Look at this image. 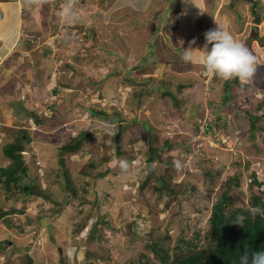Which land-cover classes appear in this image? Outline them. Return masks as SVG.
<instances>
[{"label":"rangeland","instance_id":"1","mask_svg":"<svg viewBox=\"0 0 264 264\" xmlns=\"http://www.w3.org/2000/svg\"><path fill=\"white\" fill-rule=\"evenodd\" d=\"M253 1L260 17L258 23L248 21L246 14L252 19V12L247 2L249 5L244 3L240 8L241 14L236 12L233 26L223 25L257 57L256 70L250 80L231 84L229 93L238 112L229 111L225 102L218 114L226 121L219 122H223L220 128L210 129L206 125L214 121V110L221 105L225 80L208 74L195 59L185 62L182 52L183 48L202 47L204 33L217 23L222 24L224 14H233L239 4L235 0H212L217 6L222 5L217 17L211 0H176L174 4L170 0L31 3L36 8V18L42 16L40 19L44 20L39 23H47L41 25L42 35L25 34L32 46L18 58L19 64L24 63L14 72L18 83L15 89L6 87L0 93V110L13 108L20 116L22 111L32 109L43 118L53 119L41 126L34 124V130L26 121L31 141L23 156L29 177L36 185L32 194L12 203L0 188V207L3 205L7 212L0 218V264L4 258L18 264L25 250L35 264H59L61 258L67 264H136L133 260L138 259V251L144 250V239L149 233L151 240L155 238L170 248L180 236L196 242L194 232L200 233L199 247L206 243L210 208L226 177L238 169L245 173L246 166L259 180L264 175V149L257 151L254 147L264 145L262 133L251 140L244 117V111L259 114L256 104L264 102V0ZM175 3L180 5V12ZM29 17L30 13L24 17L28 24ZM38 20L32 21L31 27ZM251 30L256 31L255 38L250 36ZM193 39L195 43H190ZM173 53L178 59L174 64L170 57ZM142 58H156L157 62L137 69ZM166 60L171 62L166 64ZM125 78L143 83L132 84ZM183 82L189 85L178 90ZM53 87L57 94L52 93ZM140 87L148 88L150 94L139 98L137 107H133V92ZM167 89L174 92L177 103L168 95H160ZM18 98L23 99L20 109L25 110L10 106L9 101L16 102ZM111 107H116L122 119L120 155L114 143L118 121L113 117H90L88 111ZM189 113L191 117L201 114L196 131L192 123H181L180 116ZM160 116L166 117L163 124L158 121ZM15 121L3 122L12 124L11 128H2L5 135L14 129L13 125L17 126ZM146 124L151 126L150 131ZM81 132L88 138L81 139ZM150 134L153 145L158 147L164 145L165 139L178 143L169 150L170 163L166 158L160 162L154 158L152 164L155 174L163 178L169 189L156 190L157 183L152 179L139 190L138 184L146 174L143 167ZM78 139L83 148L63 157L76 193L72 196L64 188L61 175L57 178L55 172L61 168L58 148ZM120 158L128 159L129 170H121ZM177 161L180 167L176 166ZM87 162H92L93 167H86V173H81ZM204 171L214 176L211 178ZM179 189L184 190L182 195L172 200L170 190ZM66 197L71 203H66L60 214L53 212V201L63 203ZM247 199L246 195L244 203ZM11 208H15L14 212H10ZM86 219L82 231L74 232L76 225ZM131 221L137 225V235L128 234L126 225ZM93 223H97L100 232L89 242L87 232ZM86 252L90 255L85 259ZM144 252L152 258V253Z\"/></svg>","mask_w":264,"mask_h":264},{"label":"trees","instance_id":"2","mask_svg":"<svg viewBox=\"0 0 264 264\" xmlns=\"http://www.w3.org/2000/svg\"><path fill=\"white\" fill-rule=\"evenodd\" d=\"M245 1L250 3V10L253 15V20L255 21V23H258L260 17L259 14L254 11L255 1ZM177 10L179 11V9ZM177 10L174 12H177ZM170 57L172 58L171 60L173 62L166 60V63L171 62L174 64L178 61L177 56L174 55V53ZM148 62H151L154 65L157 62V59L142 58L139 65H137V69H140ZM125 81L132 84L143 83V80L139 81L131 78H125ZM238 82V79L224 81L225 88L221 105L217 106V108L214 110V112L216 113L214 121H212V123L209 122L206 125L207 129H210L212 127L220 128L219 126L223 125V122L226 121V118L224 116H220L218 114L223 105H225V102L228 106L227 108L229 111L231 110L233 111V113L238 112L236 104L235 102L231 101V94L229 93V91L231 90V84H239ZM188 85L189 83L183 82L177 86V89L181 90ZM64 87H66L65 84ZM244 87H248V85H244ZM52 93L57 94V90L55 87L52 88ZM148 94H150V90L148 88L140 87L134 90V99L132 106L137 107V100L141 97H146L145 95ZM97 95H101V93L98 92ZM160 95H168L175 103H177L176 95L174 94V92H172V90L167 89L166 91L161 92ZM263 105V101H260L256 104L255 109L259 112V114H251L248 111H244V117H246L248 121L247 123L249 126L248 131L250 134V139H255L258 136L257 133L261 132L262 136L260 137L262 143L264 144V124L262 121L264 120ZM88 111L90 117H97L98 119L102 120L111 119L113 117L114 120L116 119L118 121L117 130L114 134V143L115 151L118 155H120L122 148L118 144V141L122 135V119L118 117V111L116 107H111V109L109 110L108 108H103L101 110H91L89 108ZM169 113V115L171 116V111H169ZM191 115V113L186 114V116L182 115L180 116V120L184 125H187V123H192L196 131V128L198 126L197 121L201 117V114L199 113L197 117H195L194 114L192 117ZM43 117L44 116H40L36 110H30L25 113V115L22 117L23 119H18V122L16 123L17 128L11 130L12 135L10 140L6 142L2 147L5 164L0 165V188L5 191L6 199L13 200L12 203L17 202L19 198L24 195H31L33 191L32 189L36 186L34 181H32L29 177L30 174L28 172V168L23 156L24 151H26L31 141L30 132L25 128V125H27L26 120L28 118H31L36 126H41L53 119L52 117ZM189 117L194 122L190 121ZM134 120L135 115L133 121ZM165 120V116H160V119L158 121L159 123L163 124ZM220 121L223 122L219 123ZM145 127L147 131H150L151 126H148L146 124ZM153 130H155L156 132L160 131L157 128H154ZM83 138L87 139L88 135L84 132H81V139ZM81 139H78L76 142H66L58 148V158L61 168L59 169L60 172H55V176L59 178V174L61 175L64 188L69 190L72 193V196H75L76 193L73 188L68 170L63 166V157L81 150L83 148ZM152 140L153 136L150 134L148 136V145L146 148V162L153 164L155 161L154 158H156L157 162L165 161L164 159L166 158L168 159V163H170L172 158L169 150L170 148L176 147L178 143L172 142L169 139H165L164 145L158 147L157 145H153ZM254 147L257 151L262 148L264 149V145L259 146L258 144H254ZM163 154L166 155L164 158H162ZM86 167H93V163L87 162L85 166L83 165L80 170L81 173H86ZM143 169L145 171V166L143 167ZM204 173L211 178L214 176V173L212 172L204 171ZM262 177V180H259L254 171H248L247 166L245 167V173L244 169H238L234 171L232 175L226 177L223 186L216 194L211 205L207 219V229L206 233L204 234V240L206 243L203 246L199 247L197 245V242L201 237L199 232H194L196 242L186 240L185 237L180 236L177 238L176 243L172 248H170L168 245L164 246L158 241L156 242L155 238H153L154 240H151V233H149L148 238L144 239V250L137 252L139 260L134 259L133 262H135L136 264H238V254L244 249L264 250V175ZM152 179L157 183V185L154 186L156 190H160L161 187L169 189V185L163 182L162 177L156 175V178H151L149 180ZM147 182H144V179L140 181V183L138 184L140 191L144 189ZM244 186L247 190L246 192H244ZM183 191L184 190L180 189L174 191L170 190L169 193L172 195V200H177L176 198L178 197V194L182 195ZM246 195L248 199L247 201H245L246 203H244V198L246 197ZM69 197H66L63 203L53 201L54 203H56V208L53 209V212L60 214L61 210L64 208V205L66 203H71V199ZM82 201L84 200H79L80 203ZM238 201L240 202L237 203ZM14 209L15 208H11L10 212H14ZM20 213H22V211H20ZM6 215L7 212H4L2 205V207H0V218ZM239 215H243L245 217L244 222L240 225L233 222ZM7 220L10 221L9 219ZM86 223L87 219L79 222L76 225L77 227L76 229H74V232L80 233L86 226ZM96 224L97 223L91 224L87 232L86 239L89 242L94 240L97 233L100 232V229L96 228ZM39 225H41V223L38 224L36 230H38ZM133 227H135V230H133ZM126 228L128 229V234L132 235L134 233L135 235H137L135 233L137 225H134L133 221L129 222L126 225ZM48 229H50L49 226ZM144 251L152 253V258ZM87 255H90L89 252H86L85 259L87 258ZM10 260L11 259L5 260L4 258V262L2 264H15V260ZM18 264H35V262L33 257L27 252V250H25L24 254L19 257ZM59 264L67 263L61 258Z\"/></svg>","mask_w":264,"mask_h":264},{"label":"crops","instance_id":"3","mask_svg":"<svg viewBox=\"0 0 264 264\" xmlns=\"http://www.w3.org/2000/svg\"><path fill=\"white\" fill-rule=\"evenodd\" d=\"M34 1L35 0H0V62L2 63L1 64L2 70L0 72V93H2V92L4 93V88H6V87H10V88H12V90H13V88L15 89V86L18 84L17 80H15L16 74L14 75V72L19 71L20 66L24 63V62H20V64H19L18 58H21L22 54H26V51L28 50L27 48H31V46H32L30 43H28V40H26L28 38L25 36V34L26 33L30 34L31 37H33L32 35H35V36L42 35L41 25H44L45 23H47V22H44L42 24L39 23V22L44 21V20L41 21V19H40V17H42V16H37V18H36L35 14L33 13L36 8L31 3ZM175 1L176 0H170V3L174 4ZM181 1L187 2L188 0H179L178 3ZM192 1H194V0H192ZM230 2H232V1H230ZM237 3H239V4L236 8L234 7V12H232L233 14H230V15L224 14L223 16H221V14H220V16L223 20L222 24L229 23L230 25L233 26V24L235 23L233 21L234 16H235V19L237 18L236 12L238 14H241L240 8L244 7L245 6L244 3H247V1L235 0V4H237ZM211 4H212V8H214V9L217 8L216 9L217 10L216 15H215V17H217L218 14L220 13L219 8L221 9L222 5L220 4L219 6H217L216 4H214L212 2V0H211ZM175 5H176L177 9L180 8V5H178L176 3H175ZM247 5H249V3H247ZM227 6H228V2H227V5L225 7L226 9H227ZM29 13H30V17H29L30 23L28 24L27 22L24 21V17L26 18V14H29ZM45 15L46 14H44V16ZM246 15H247L248 21H249V19H250V21H253L252 15H251L252 19L248 16V14H246ZM241 16L243 17L245 15L242 14ZM38 18H39V20L36 21V23L33 27H31V22L35 21V19H38ZM28 26H30V27H28ZM26 27H28L29 29ZM30 31H33L34 34H31ZM168 61H170V60H168ZM4 64H5V66H4ZM166 64H168V63H166ZM187 65H189V63ZM8 84H9V86H8ZM33 87L34 86H32V88ZM18 99L20 101L19 100L16 102H10L9 101L10 106H13V104H14L16 110L20 109V107H23V104H24V103H22L23 99H21V98H18ZM12 109H9L8 111L5 110V108H4V110H2V109L0 110V165L4 164L2 147L6 142H8L10 140L11 135H12L11 131H8L6 133V135L2 131L3 127L11 128L12 124L6 125L3 122L15 121L14 120L15 117L17 118L16 121H18V119L22 118L25 115V113L32 110V109H26L25 110L22 108L20 110H25V111H22V114L19 116L18 113L12 111ZM16 121H15V125L17 123ZM13 127H14V129L17 128V126H14V125H13ZM9 133H10V135H9ZM1 135L3 138L1 137ZM7 135H9V136H7Z\"/></svg>","mask_w":264,"mask_h":264},{"label":"clouds","instance_id":"4","mask_svg":"<svg viewBox=\"0 0 264 264\" xmlns=\"http://www.w3.org/2000/svg\"><path fill=\"white\" fill-rule=\"evenodd\" d=\"M204 38V44L200 48H183L182 59L185 62L191 63L195 59L208 74L223 80L238 79L246 82L253 77L257 57L225 25L217 23L215 28L204 33ZM190 43H195V40ZM193 52L196 53L195 56ZM118 164L123 171L131 167L127 158H120ZM176 166L180 167V161L176 162ZM244 219L243 215H239L233 222L240 225ZM238 264H264V250L244 249L238 254Z\"/></svg>","mask_w":264,"mask_h":264},{"label":"water","instance_id":"5","mask_svg":"<svg viewBox=\"0 0 264 264\" xmlns=\"http://www.w3.org/2000/svg\"><path fill=\"white\" fill-rule=\"evenodd\" d=\"M250 36L252 38H255L257 36V33L255 30H251ZM145 179L144 182H147L151 178H156L155 170L153 168V165L151 163H146L145 165Z\"/></svg>","mask_w":264,"mask_h":264},{"label":"built area","instance_id":"6","mask_svg":"<svg viewBox=\"0 0 264 264\" xmlns=\"http://www.w3.org/2000/svg\"><path fill=\"white\" fill-rule=\"evenodd\" d=\"M2 63L0 62V72H1V70H2V65H1ZM32 119H28L27 121H28V123H29V125H30V129L32 130H34L36 127H35V125H34V123H33V121H31ZM34 125V126H33Z\"/></svg>","mask_w":264,"mask_h":264}]
</instances>
